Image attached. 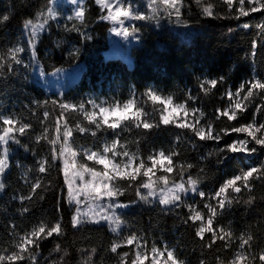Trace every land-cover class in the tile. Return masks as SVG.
<instances>
[{"label": "snow or ice", "instance_id": "1", "mask_svg": "<svg viewBox=\"0 0 264 264\" xmlns=\"http://www.w3.org/2000/svg\"><path fill=\"white\" fill-rule=\"evenodd\" d=\"M70 3L72 12L65 19L71 26L65 23L64 31L76 32L83 40H91L92 36L82 30L86 28V0H70ZM92 3L100 9L97 19L109 22V31L125 40L138 38L135 34L141 31L132 22L154 21L159 26L160 20L167 18L169 23L187 25L184 12L186 9L191 11V4L197 6L198 14L204 18L240 20L260 14V19L254 25L243 23L239 27L255 29L249 52L253 62L258 50L264 47V0H141L139 8L133 0H92ZM45 7L46 11L37 13L35 22L33 19L23 21L26 44L16 43L0 49V80H6L19 68L27 70L36 64L39 37L49 29L51 21L58 22L62 15L58 10V0H46ZM9 19L7 13L3 14L0 24ZM228 31L233 29L229 28ZM56 47H59V42ZM78 51L75 49V52ZM26 52L30 54L28 61L22 55ZM40 75L43 76L44 72L41 71ZM197 80L198 91L205 96L225 83L223 75L216 78L197 77ZM198 100L199 95L193 96L191 90L183 101L177 102L173 95H164L151 87L146 88L139 98L132 90L131 96L123 102H97L95 99L73 102L58 96L32 100L30 105L25 106L30 115L39 117L38 109H44L43 119L39 120L42 131L32 136L36 145L43 143L48 148L40 156H37V149L22 143V138L33 133V124L26 122L25 117L15 111L4 109L0 111V177L11 166L10 144L25 152H32L34 167L28 168L22 176L27 194L21 191L12 197L20 202L18 211L23 216L31 211V204L35 203L37 197L44 199L43 193L52 186L48 177L56 169L63 177L57 213L62 211L63 201L73 209L70 218L73 230L78 231L84 225L106 226L117 237L105 249L116 257L114 264H186L185 260L180 259L176 248L169 247L167 242L162 247L157 246L155 241L149 245L143 233L131 230L128 222L122 218L121 210L139 203L159 205L165 215H175L184 226L192 228L202 249L211 251L215 248L217 253H230L227 257L216 255V264H264V247L256 246L257 237L251 226L237 236L231 223L225 225L220 222L236 206L243 205L245 212L251 211L257 204L254 194L257 185L264 187V159L258 163L251 159L258 153L264 154V120L259 119L264 115V76L253 70L235 91L228 88L221 93L225 106L216 107L213 113L214 121L224 122L219 129L214 121L204 123L206 114L201 108L190 107ZM257 100L258 103L255 102ZM149 104L151 111L146 110ZM250 108H254L251 119L239 123ZM57 110L54 127L45 126ZM72 119H75L74 124L71 123ZM234 121L237 123L233 124ZM161 127H174L185 134L175 136L173 143L176 145L182 140L192 142L193 146L195 142L209 141L220 145L225 137L236 134V139L217 148L216 163L223 165L228 159L238 156L245 159L246 166L206 192L199 187L202 178L194 179L188 175L194 165L179 161L180 153L175 149L161 148L144 156L139 147L140 136L134 142L135 149L131 146L132 142L124 141L121 137L124 131L136 130L146 139L149 133ZM76 133L82 137L91 136L95 141L101 139V133H111L112 139L104 138L99 147L95 141L93 145L84 147L76 143ZM204 159L202 156L201 160ZM16 166L24 167L19 160ZM33 171L35 179L30 178ZM5 188V183L0 179V192ZM129 191H134L136 199L122 201L120 198ZM189 194L198 196L203 208L198 203H186ZM181 208L188 210L186 216L178 211ZM63 220L62 215L54 221L41 220L23 233L16 232L17 226L10 223L12 231L9 235L12 239L8 247L0 249V264H40L41 242L64 236ZM261 222H264V216L258 218L257 227ZM126 227L129 234L121 236ZM122 248H128V251H120ZM77 251L79 264H96V247H80ZM52 254H56L58 259H53ZM68 255V248L57 242L45 264H67ZM199 264L208 262L201 259Z\"/></svg>", "mask_w": 264, "mask_h": 264}, {"label": "trees", "instance_id": "2", "mask_svg": "<svg viewBox=\"0 0 264 264\" xmlns=\"http://www.w3.org/2000/svg\"><path fill=\"white\" fill-rule=\"evenodd\" d=\"M86 3L88 4L86 28L82 30L92 36L91 40H83L76 32L64 31L63 25L69 22L63 19L58 23L51 21L49 29L41 34L36 46L37 61L45 73L76 64L81 66L78 79L68 89L61 95L45 93L41 86L29 79L22 68L17 69L6 80H0V109L15 111L25 117L26 122L33 124V133L22 138V143L37 149V156L43 155L48 148L43 143L36 145L32 139V136L42 131L39 120L43 119L44 111L38 109L39 117L30 115L25 106L30 105L32 100L58 96L73 102L89 99H95L97 102L100 100L123 102L131 96L132 90L139 98L146 88L151 87L164 95H173L177 102H181L191 90L193 96L199 95V100L196 104H190V107L201 108L206 114L204 123H207L214 121L213 113L216 107L225 106V102L221 100V93L228 88L235 91L241 81L249 78L253 70L264 76V47L258 50L255 62L249 56L250 42L255 29L239 27L243 23L254 25L260 19V14L240 20L204 18L198 14L197 6L191 4V11L186 9L184 12V18L188 20V29H191L184 35L190 37L189 40L188 38L184 40L175 34L171 29V23L157 27L142 23L138 25L141 29L136 35L138 38L114 40L109 31L111 24L97 19L100 15L98 6L94 5L92 0H86ZM45 5L46 0H0V16L5 13L10 16L9 21L0 24V49H6L16 43L26 44L23 21L34 19L41 10L46 11ZM193 28L197 30L195 33ZM229 28L233 31L229 32ZM178 31H182L181 27ZM58 42L59 47H56ZM75 49L79 51L75 52ZM22 55L25 61L28 60L27 52ZM221 75L225 77V83L213 90L210 95L205 96L198 91L197 77L216 78ZM255 102L258 103L259 100ZM146 110L151 111L150 104L146 106ZM253 111L254 108H250L241 117L239 123L248 122ZM56 115L58 110L45 126L54 127ZM259 119L264 120V115ZM71 123L74 124L75 119H72ZM214 124L217 129L224 126L223 121H214ZM177 134L185 135L174 127H161L149 133L146 139L136 130L124 131L121 137L124 141L132 142L131 146L135 149L134 142L137 136H140L139 147L144 156L161 148L175 149L180 153L179 161L194 165L188 171V175L194 179L202 178L199 187L206 192L246 166L245 159L238 156L228 159L223 165L216 163L217 148L236 139V134L225 137L220 145L209 141L195 142V146L192 142L183 140L179 145L174 144ZM100 137L99 141H95L91 136L82 137L76 133V143L89 147L95 141L96 146L99 147L104 138L110 141L112 134L101 133ZM13 148L10 157L11 166L2 177L6 188L0 193V249L8 247L11 243L10 223H15L16 232L23 233L41 220L54 221L62 215L65 235L41 242L40 264H45L57 242L68 248L67 264H79L80 255L77 249L80 247L97 248V255L94 258L96 264H114L116 257L105 249L117 237L110 233L106 226L84 225L78 231L73 230L70 224L73 209L63 201H61L62 211L57 213L63 177L56 169H53L48 177L52 181V186L43 193L44 199L40 200L37 197L35 203L31 204V211L23 216L20 215L18 209L21 204L12 197L21 191L27 194V186L22 176L28 168L34 167L35 160L31 151L25 152L16 145H13ZM202 156L206 159L201 160ZM251 159L258 163L259 160L264 159V154L258 153ZM18 160L24 165L23 168L16 166ZM201 169L204 171L201 172ZM30 178L35 179L34 171L30 174ZM254 194L257 197V204L251 211L245 212L243 205L236 206L220 222L225 225L231 223V228L237 236L251 226L257 237L256 246L264 247V222L257 227L258 218L264 216V199H261L264 197V187L258 184ZM120 199L124 202L134 200L135 193L129 191ZM199 207L203 208L202 204ZM178 211L182 216L188 214L186 208ZM122 218L128 222L132 231L143 233L149 245L153 241L157 246H161L163 241L173 245L180 259L185 260L186 264H199L201 259H205L208 264H216V255L225 257L230 255V253H217L215 248L211 251L202 249L199 240L194 237L192 228L184 226L180 219L171 213L165 215L159 205L149 206L141 203L133 205L122 213ZM128 234L129 228L126 227L121 236ZM120 251H128V248H122ZM52 258L58 259V256L52 254Z\"/></svg>", "mask_w": 264, "mask_h": 264}, {"label": "rangeland", "instance_id": "3", "mask_svg": "<svg viewBox=\"0 0 264 264\" xmlns=\"http://www.w3.org/2000/svg\"><path fill=\"white\" fill-rule=\"evenodd\" d=\"M58 3L60 5L59 7V11L62 13L61 18L59 19L58 22H61L60 20H66L65 18L71 14L72 12V5L70 3V0H58ZM133 3L136 4V6L139 8L141 6V0H133ZM141 10H145L144 8H141ZM33 21L35 22V19H33ZM56 23H58L57 21H55ZM135 23L137 26L139 24L145 23V24H153L155 27H157V24L152 21V22H148V21H139V22H132ZM164 24H169V21L167 18H163L160 20L159 25H164ZM172 25L174 24V26L171 25V29L174 31L175 34H177L178 36H180L181 38H183L184 40H186L188 38V36L184 35V34H188V31L190 32L191 29H188L189 27L187 25L184 24H175V23H171ZM181 27L182 31H178V29ZM197 30L195 28H193V33H195ZM113 38L114 40L120 39L122 37L116 36L115 34H113ZM137 35V33L135 34V36ZM132 38V37H130ZM128 38V39H130ZM124 39V38H123ZM190 37L187 39L189 40ZM28 60H30V54L28 53ZM26 60V61H28ZM42 68L39 64V62L37 61L35 65L31 66L29 69L25 70V73H27V76L29 77V79L34 82L35 84H38L39 86L42 87V89L45 91V93H55L57 95H61L66 89H68L79 77L80 72H81V66L76 64L73 65L71 67H67V68H60V69H56L50 73H45L44 71V75L41 76ZM4 110V108H1L0 111ZM13 145L14 144H10L9 148L11 149V155L13 153ZM0 179H2V177H0ZM1 193V192H0ZM186 203L188 204H192V203H198L199 205L203 203L199 201V197L195 196L193 197L191 194H189L188 199L186 200ZM143 204V203H141ZM144 205V204H143ZM129 209V208H128ZM128 209H123L121 210V213H123L124 211L128 210ZM166 241H163L161 243V246H163V243ZM169 247H174L173 245L169 244L167 242Z\"/></svg>", "mask_w": 264, "mask_h": 264}]
</instances>
